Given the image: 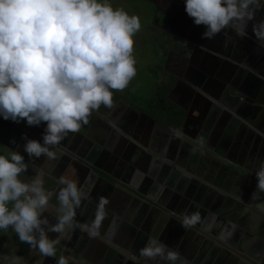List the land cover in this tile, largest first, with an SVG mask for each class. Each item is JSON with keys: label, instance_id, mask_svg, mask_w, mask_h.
Wrapping results in <instances>:
<instances>
[{"label": "crops", "instance_id": "obj_1", "mask_svg": "<svg viewBox=\"0 0 264 264\" xmlns=\"http://www.w3.org/2000/svg\"><path fill=\"white\" fill-rule=\"evenodd\" d=\"M141 1L152 6V21L157 17L164 26L178 18L186 22L178 41L186 42L188 52L182 57L191 61L176 74L181 58L175 53L176 42L169 41L164 65L157 67L159 73L149 84L152 95L164 78L171 79L170 98L164 106L173 108L180 118H143L139 114L129 121L124 119L125 109L118 106L114 112L101 114L102 121L112 120L108 126L116 135L106 133L105 122L93 124L90 131L86 129L88 124L82 126L83 131L68 134L61 141L67 153L77 154L87 145L82 153L90 157L94 147L101 148L92 164L99 170L94 166L91 169L107 183L93 175L78 183L79 174L70 167L58 168L62 151L53 150L55 159L44 156L36 165L25 160L28 170L22 179L30 183L43 172L45 191L53 194L52 205H56L55 194L63 187L58 180L64 176L88 194L76 209L78 222L94 219L100 197L109 201L107 215L95 237L79 229L48 233L49 239L59 240L55 257H44L20 242L11 227L0 230V264H10L5 257L13 255L22 257L21 264H56L61 255L73 257L76 264H168L159 258L139 257L149 237L178 251L187 264H264V211L256 207L264 205V193L257 191L255 177L264 162V123H258L260 115H253L249 105L237 97L264 105V47L252 33V24L264 19V10L249 22L247 38L225 29L213 39H203L205 27L195 25L187 15L186 0ZM170 36L175 41V34L166 35L169 40ZM192 36L198 50L195 62ZM136 97L119 99L130 110L140 112L136 103L142 98ZM6 123L14 125L12 121ZM175 131L182 132L183 137L174 136ZM33 135L41 136L39 132ZM4 144L0 139L10 158L14 149ZM51 177L57 182L48 181ZM196 211L203 222L192 228L182 227L183 214ZM44 215L50 224L56 223L55 207H49ZM225 229L230 236L224 234Z\"/></svg>", "mask_w": 264, "mask_h": 264}, {"label": "clouds", "instance_id": "obj_2", "mask_svg": "<svg viewBox=\"0 0 264 264\" xmlns=\"http://www.w3.org/2000/svg\"><path fill=\"white\" fill-rule=\"evenodd\" d=\"M260 10H264V0L185 2V12L193 23L205 27L203 39H213L225 29L247 38V26ZM140 27L138 16L98 0H0V117L14 123L23 120L28 126L46 123L43 143L21 137L29 158L43 155L55 159L57 154L52 149L69 133L79 132L88 124L93 110L101 105L113 107V90L123 91L136 75L133 36ZM252 33L264 47V19L252 24ZM183 135L174 132L178 138ZM27 170L19 152L12 151L10 159L0 155V230L11 227L20 242L44 257H55L59 243L49 239L48 233L79 229L92 237L100 234L108 199L100 197L94 219L80 223L75 219L76 209L88 194L75 181L61 176L58 183L63 187L55 194L56 205H52L53 194L45 191L44 173L25 183L19 177ZM255 177L257 191L264 193V162ZM49 207L58 212L55 224L44 215ZM256 207L264 211V205ZM202 222L199 211L182 216L184 228ZM224 234L231 235L227 229ZM139 257L187 264L178 251L155 237L148 238ZM5 259L21 264L22 257ZM56 264L76 262L61 255Z\"/></svg>", "mask_w": 264, "mask_h": 264}, {"label": "flooded vegetation", "instance_id": "obj_3", "mask_svg": "<svg viewBox=\"0 0 264 264\" xmlns=\"http://www.w3.org/2000/svg\"><path fill=\"white\" fill-rule=\"evenodd\" d=\"M169 12H170V14H173L172 10H170ZM175 20H176V22H169L166 26L162 27V31H163L162 33L163 34L167 35L170 32L175 34V36H176L175 41L173 38H171V36H170V40H169V38H167L166 35L161 34L160 36L162 38L160 39V37H158V42H161V43L164 42L166 46H167V43L169 41L176 42L175 53L181 58V60H179L177 66H176L177 69H176L175 73L177 74V73H180V71L182 69L186 68L187 63H189L191 61V59H187V58L182 57L184 55L186 56V53L188 52V46L183 44L181 41H178L182 37L181 35L183 33V29L185 28L186 22H183V20H181L179 18L175 19ZM159 21H160L159 18L156 17L154 20V24L157 23L159 26V23H158ZM194 38L195 37L192 36L191 39L193 40V44L195 45L192 49L193 50L192 51L193 52L192 59L195 62L196 56H194V55L198 53V50L196 47L197 43H196V41H194ZM152 57H156V56L154 55ZM166 69H167V66L165 65V70ZM177 83H179V80H177ZM172 85H173V83H172L171 79H169V78L165 79L164 78V81H162V83L159 84L157 91L153 92L152 95L150 94L148 97L143 98L142 100H138L136 105L139 104V102L142 103V105H143V106L137 105V107H136L141 113L130 110V108H128V106L123 104L122 100H120V99L116 100L113 103V107L110 109L105 107L104 105H101L98 110L92 111L91 116H90L92 121H90V123L88 122L89 125L87 124L88 126L86 129L88 131H90V129H92L91 127L93 124L106 122L107 120L109 121V124L112 123V120H110V119H106V121H102L101 120V117H102L101 114L103 112H106V113H108L110 111L114 112L115 111L114 108L118 107V106H122L125 109L123 112L124 113L123 116H124V119H128L129 121H131V119L136 120V118L139 117L138 116L139 114H141L143 118H145V117L147 118V117L151 116L153 118H160V119L165 118V117L172 119L173 114H177L178 116H180L179 113L177 111H175L173 108H171L170 106H164L165 102H167L168 98H170L169 95L171 94ZM159 105H161V106H159ZM106 109H107V111H106ZM97 118H99V119H97ZM20 128H22L25 131H29L31 133L32 136H30V137L27 136L28 139H34V140L39 141L40 143H43L42 136L44 134V129L46 128V123L42 122L39 126H32L30 128V126L29 127L28 126L27 127H18V126L10 125V124L0 120V139L7 145V147L14 149V151L19 152V154L24 156V159L26 161L30 162L31 164H34V165L40 164V160L44 157L43 155L40 158H38V160L35 161V159L29 158L27 153L24 152L23 146H24L26 141L21 139V137L23 135H26V134L25 133L23 134V132H21ZM80 130L83 131L84 127H81ZM34 132L35 133L39 132L41 134V136L40 135H38V137L34 136L33 135ZM69 134H72V133H69ZM13 140L15 141V143H10V141H13ZM64 144L65 143L62 142V143H60V145H58L56 148H54L52 150H56V152L62 151L66 155L70 156L71 153H67L64 151L66 149L65 147H63ZM85 146H87V145L82 146V148L79 149V152L77 154L83 155L81 150ZM95 148H97V147H94V150H95ZM84 158L89 159V157H84ZM62 163H63V160H62V157H60V159L58 161V168H61ZM69 167L71 170L74 171V174H78V172H76L71 166H69Z\"/></svg>", "mask_w": 264, "mask_h": 264}, {"label": "rangeland", "instance_id": "obj_4", "mask_svg": "<svg viewBox=\"0 0 264 264\" xmlns=\"http://www.w3.org/2000/svg\"><path fill=\"white\" fill-rule=\"evenodd\" d=\"M99 3H108L111 7L116 9H122L129 16H138L140 19V30L133 36L134 46L132 55L136 61V75L129 82L128 86L123 91L113 90L112 100L113 103L116 99H126L130 96H137L136 98H145L143 96H149L152 92L153 87L149 86L154 82L157 73H159L157 67L161 68L165 62V55L170 51L169 46H166L165 43L158 42V37L162 38L160 35H164L162 32V27L165 22L160 20L158 24H154V21L151 20V9L152 6H146L145 3L142 4L141 0H98ZM171 49V48H170ZM157 56V59L153 60L152 56ZM154 61L159 64L154 65ZM157 80V78H156ZM141 99V100H142ZM143 102V101H142ZM139 105L141 106L142 104ZM143 106V105H142ZM1 121H6L0 117ZM14 126L18 127H27L25 121L20 123H14ZM29 127V126H28ZM0 155L9 158L8 152L0 146ZM26 173H22L19 179L23 182H26L27 179H22ZM31 180V178H30ZM30 182V181H29Z\"/></svg>", "mask_w": 264, "mask_h": 264}, {"label": "water", "instance_id": "obj_5", "mask_svg": "<svg viewBox=\"0 0 264 264\" xmlns=\"http://www.w3.org/2000/svg\"><path fill=\"white\" fill-rule=\"evenodd\" d=\"M238 98H240V99H243V97H240V95H238L237 96ZM244 100V99H243ZM243 104H246V105H249V107L251 108V110H252V114L253 115H260V119H259V122L258 123H264V108H263V106H260V105H257V104H252V103H250L249 101H247V100H244V102H243ZM180 118V116H178L177 114H173L172 115V120H178ZM97 119H99V118H97ZM100 121V120H99ZM108 124H109V121L107 120L106 122H105V128H106V133L107 132H112V134H113V132H114V134L116 135V131L113 129V128H111L110 126H108ZM111 124V123H110ZM32 126H30V128H31ZM20 130H21V132H23V134L25 133L26 134V136H28V137H30V136H32L31 135V133L29 132V131H25V130H23L22 128H20ZM106 135V134H105ZM101 144V143H100ZM99 144V145H100ZM6 147H7V145L6 144H4ZM101 146V145H100ZM63 147H65L66 148V146L65 145H63ZM104 148L107 150V151H110L111 150V148H110V146H104ZM100 147L99 146H97V148L95 149L96 151L95 152H93V154L92 155H90V160H88V159H85L84 157H83V155L81 154V155H79V154H76V153H71V155L69 156V155H66L65 153L61 156L62 157V160H63V163H62V165H61V168H64V169H66V168H68L69 166H71L76 172H78V179H77V182L78 183H80V181L84 178V177H86L87 175H93L95 178H97V179H99L100 181H103V182H106L107 183V180H105L102 176H100L98 173H95L92 169H91V166H94V165H92V164H94V157L96 156V153L97 152H101L100 151ZM105 156H107V154L105 155ZM108 157V156H107ZM99 161H100V159H98ZM112 162H114V160H111L110 161V163H112ZM94 169L95 170H99V167H97V166H94ZM106 174V173H105ZM112 179H113V177H111ZM115 180V179H114ZM48 181H53L54 183H56L57 182V179H55V178H49L48 179ZM114 182H116V180L114 181ZM108 183H110L112 186H114V185H117V184H115V183H111V182H109L108 181ZM45 185H47V183H45ZM48 186H50V185H48Z\"/></svg>", "mask_w": 264, "mask_h": 264}, {"label": "bare ground", "instance_id": "obj_6", "mask_svg": "<svg viewBox=\"0 0 264 264\" xmlns=\"http://www.w3.org/2000/svg\"><path fill=\"white\" fill-rule=\"evenodd\" d=\"M86 147L87 146H85L82 150H81V152L84 150L85 151V149H86ZM96 149V148H95ZM79 155H81V154H79ZM90 158V157H89ZM86 159V158H85ZM88 160H90V159H88Z\"/></svg>", "mask_w": 264, "mask_h": 264}, {"label": "trees", "instance_id": "obj_7", "mask_svg": "<svg viewBox=\"0 0 264 264\" xmlns=\"http://www.w3.org/2000/svg\"><path fill=\"white\" fill-rule=\"evenodd\" d=\"M87 125V124H86ZM86 125H82V126H86Z\"/></svg>", "mask_w": 264, "mask_h": 264}]
</instances>
